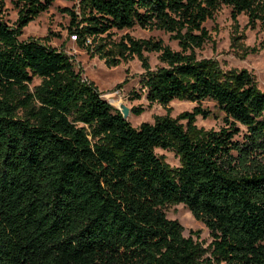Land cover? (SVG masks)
Returning <instances> with one entry per match:
<instances>
[{"label":"trees","instance_id":"16d2710c","mask_svg":"<svg viewBox=\"0 0 264 264\" xmlns=\"http://www.w3.org/2000/svg\"><path fill=\"white\" fill-rule=\"evenodd\" d=\"M53 1L10 0L7 25L0 0V264H264V92L246 70L194 56L220 7L233 25L241 14L264 29V0H79L63 11L90 56L112 67L139 61L148 105H195L137 128L62 51L18 40ZM133 27L167 34L178 50L112 39ZM144 52L161 66L150 70ZM203 101L222 115L216 131L194 126L210 115ZM155 148L173 151L178 166ZM170 205L204 226L205 248L165 217Z\"/></svg>","mask_w":264,"mask_h":264},{"label":"rangeland","instance_id":"374dc122","mask_svg":"<svg viewBox=\"0 0 264 264\" xmlns=\"http://www.w3.org/2000/svg\"><path fill=\"white\" fill-rule=\"evenodd\" d=\"M78 1L54 0L45 12L39 14L22 29L18 40H39L51 48L62 51L71 59L74 71H79L81 78L96 88L101 99L116 110L120 105L129 110L126 121L133 128H137L142 123L152 124L156 116L162 117L167 114L169 118L174 119L177 115L190 112L195 107L193 103L178 100L169 102L165 108L156 104L148 105L139 85V77L143 70L135 57L112 67L77 47L68 35V17L63 11L72 6L76 7ZM3 5L2 20L7 25H11L16 17L15 10L10 0H3ZM202 26L209 39L201 49L194 50L195 58L210 60L221 71L246 70L253 76L257 88L264 92V29L259 28L258 25L254 27L247 25L246 16L241 14L236 17V24L233 25L230 10L227 7H220ZM123 35L134 40L160 41L171 50H178L176 43L170 40L167 34L159 31H148L138 27L112 31L114 40H118ZM143 56L150 70L161 66L156 53L144 52ZM38 82V79H33L31 85H36ZM133 94L139 95V99L132 98ZM199 107L207 110L210 115L206 119L195 118L194 126L197 129L216 131L222 127V115L211 102L203 101ZM132 108L139 109L140 114L132 115L130 113ZM180 123L183 124V122ZM153 153L161 157L168 167L178 166V158L173 151L155 148ZM163 212L168 220H174L182 227L183 237H191L203 248L209 244L210 238L207 230L201 223L195 221L181 205L167 206Z\"/></svg>","mask_w":264,"mask_h":264},{"label":"water","instance_id":"95a60500","mask_svg":"<svg viewBox=\"0 0 264 264\" xmlns=\"http://www.w3.org/2000/svg\"><path fill=\"white\" fill-rule=\"evenodd\" d=\"M117 111L119 112V114L121 116V119L125 121L127 116H128V114H129V110L126 107H124L123 105H120L119 109Z\"/></svg>","mask_w":264,"mask_h":264},{"label":"built area","instance_id":"2783aa9c","mask_svg":"<svg viewBox=\"0 0 264 264\" xmlns=\"http://www.w3.org/2000/svg\"><path fill=\"white\" fill-rule=\"evenodd\" d=\"M69 37L71 38L72 41H74V36H73V35H71V36H69ZM85 43H86V44H89V39H86V40H85Z\"/></svg>","mask_w":264,"mask_h":264}]
</instances>
